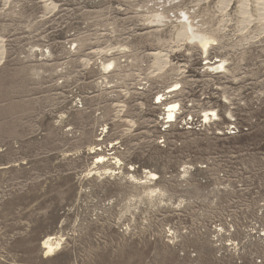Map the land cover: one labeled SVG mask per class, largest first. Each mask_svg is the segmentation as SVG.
I'll return each mask as SVG.
<instances>
[{"label":"rangeland","instance_id":"obj_1","mask_svg":"<svg viewBox=\"0 0 264 264\" xmlns=\"http://www.w3.org/2000/svg\"><path fill=\"white\" fill-rule=\"evenodd\" d=\"M220 2L0 0V264H264V0Z\"/></svg>","mask_w":264,"mask_h":264},{"label":"bare ground","instance_id":"obj_2","mask_svg":"<svg viewBox=\"0 0 264 264\" xmlns=\"http://www.w3.org/2000/svg\"><path fill=\"white\" fill-rule=\"evenodd\" d=\"M232 0H221L220 2V6L222 8H225L226 6H228V4L231 2ZM230 5V4H229ZM241 15H242V18L243 19H249L251 17H249V13H248V9L247 7H245L243 4L241 6ZM258 17H263L264 16L259 13L258 14ZM188 25H186L182 31L179 32L178 36H181L183 38H186V39H191L190 41H198V43L200 44V46L203 48V50L205 52H208V47L211 45V43L214 42V40L210 37H199L197 38L196 35L194 34H190L188 32V30L190 29H187ZM2 41L0 40V55L3 53V49H2V45H1ZM153 56H156L157 60H156V63H155V67L158 69V70H161L162 69V66H164V64H166V61L160 56V54H157V53H153ZM167 57V56H166ZM162 58V59H161ZM1 57H0V61H1ZM221 62L220 65H217L215 67H212V68H215V70L217 69H225V61H219ZM103 66V68L105 70H108L110 69L112 66H113V63H103L101 64ZM173 87H177V85L173 86ZM172 87V88H173ZM176 90H171L168 92V93H172V92H175ZM166 95V94H165ZM165 95H163L162 97H164ZM161 97V96H160ZM159 97V98H160ZM163 99V98H162ZM166 100V99H165ZM161 101V99H160ZM167 108H168V111L166 112L167 113V118L168 119H175L176 116H177V109L179 108V104H177L176 102H171L167 105ZM206 119H209L208 116L206 115ZM92 151H96V150H100V148L98 147H94L91 149ZM97 163H103V162H106V156H102L100 155L99 157H97ZM120 161L119 160H116L115 161V164L119 165ZM62 239L61 238H56V237H48L46 238V240L42 243V247L44 248L45 250V256L46 257H50V256H53L55 254V252L57 250L60 249L61 245H62Z\"/></svg>","mask_w":264,"mask_h":264},{"label":"built area","instance_id":"obj_3","mask_svg":"<svg viewBox=\"0 0 264 264\" xmlns=\"http://www.w3.org/2000/svg\"><path fill=\"white\" fill-rule=\"evenodd\" d=\"M159 103H161V102H159ZM168 110V109H167ZM167 118V117H166ZM168 119V118H167ZM170 120V119H169ZM172 121H174L175 119H171Z\"/></svg>","mask_w":264,"mask_h":264}]
</instances>
